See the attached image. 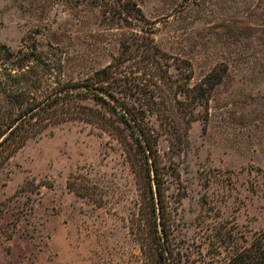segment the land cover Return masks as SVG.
Returning <instances> with one entry per match:
<instances>
[{"label":"rangeland","instance_id":"obj_1","mask_svg":"<svg viewBox=\"0 0 264 264\" xmlns=\"http://www.w3.org/2000/svg\"><path fill=\"white\" fill-rule=\"evenodd\" d=\"M135 1L158 46L191 64L193 85L215 69L223 77L183 150L171 152L165 138L159 150L179 174L168 192L176 264H226L231 232L250 243L264 231V0ZM121 33L101 26L96 9L0 0V55L61 48L75 81L79 65L88 73L119 54ZM77 172L97 184L103 206L68 190ZM34 180L53 187L15 198ZM0 203V264H155L138 179L119 145L89 125L27 143L0 171Z\"/></svg>","mask_w":264,"mask_h":264},{"label":"trees","instance_id":"obj_2","mask_svg":"<svg viewBox=\"0 0 264 264\" xmlns=\"http://www.w3.org/2000/svg\"><path fill=\"white\" fill-rule=\"evenodd\" d=\"M61 2L73 9H96L101 26L121 30L119 54L88 73L79 65L75 81L67 74L68 52L61 48L12 51L4 47L0 55V171L27 143L50 129L85 124L107 134L138 179L155 264H176L172 239L176 212L168 192L179 174L164 163L159 140L165 138L173 153L183 150L191 124L208 119L212 94L223 77L215 69L193 85L191 64L158 46L155 23L135 0ZM42 187L53 184L28 181L15 198L22 193L40 196ZM67 188L103 206L101 197L97 199V184L88 174L71 175ZM23 210L21 217L33 208ZM226 264H264V231L256 232L250 243L231 232V258Z\"/></svg>","mask_w":264,"mask_h":264}]
</instances>
